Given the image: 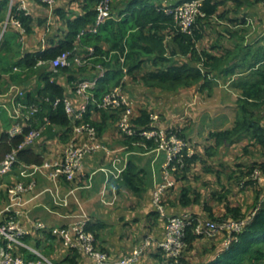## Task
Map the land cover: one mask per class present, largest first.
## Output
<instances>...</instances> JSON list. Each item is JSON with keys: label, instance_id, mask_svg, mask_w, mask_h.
Masks as SVG:
<instances>
[{"label": "crops", "instance_id": "crops-1", "mask_svg": "<svg viewBox=\"0 0 264 264\" xmlns=\"http://www.w3.org/2000/svg\"><path fill=\"white\" fill-rule=\"evenodd\" d=\"M181 1L114 0L111 8L112 18L118 21L129 14V9L133 7L131 4H135L136 7L143 4L155 7L161 4L163 6L179 4ZM251 2L250 6L240 7L237 11L232 12V15L245 14L244 16L250 18V20H244L243 24L234 25L224 19L213 20L212 24L204 25L203 36L200 41L196 42L195 47L207 51L220 60L210 68L214 77L208 87L202 89L201 81L174 89L149 85L144 81L143 75L152 72L156 67L144 60L146 59L145 54H142L140 67L135 69L133 76L130 78L129 75L124 83L126 95L134 101V115L140 110L157 112L159 124L162 127L177 128L191 144L199 145L202 157L206 156L203 149L211 142L208 139L210 132L231 128L240 114L237 101L241 91L236 82L239 78H245L250 73L251 69L248 66L254 62L255 53L264 52V7L261 2L253 3L252 0ZM11 3L12 5L16 4V0H10L9 6ZM26 3L29 9L28 14L33 19V32L27 35L23 34L21 37L20 33L17 34V29L9 25L8 31L6 30L3 34L9 32L7 34L15 38V42L21 49L17 54L47 48L51 40L55 42L57 38L61 37L66 29V18L73 20L84 14L83 7L77 0H57L52 5L44 4L39 0H26ZM228 8L233 10L236 7L234 4H228ZM60 11L65 14L64 17L60 15ZM2 22L0 23V32ZM77 44H79L77 54L84 53L87 45L81 41ZM108 46L107 43L103 45L104 49H107ZM111 54L113 56L115 51H111ZM186 58L187 56H183L180 60ZM48 62L44 61L42 64H37V62L32 71L25 69L19 74L17 80H12L7 75L4 76L0 86V136L12 125V120L3 106V104H8L7 91L10 84L22 87L25 91L24 100L32 102L31 99H27L28 95L34 99L37 98L39 90L43 87L42 75L48 73L51 80H55L64 88V96L69 97L74 105L81 106L83 104L82 98L74 93L70 85L69 75L60 70L53 72ZM13 72L19 73L21 69L17 68L16 71L13 69ZM79 77L92 76L90 73L78 75L76 80ZM109 78L111 75L108 76ZM114 81L115 78H111L106 83L109 89L117 84ZM89 104H93V102ZM186 111L188 115L185 114ZM88 113V120L95 123L96 141L102 143L106 149L86 154L81 160L80 170L74 174L72 180H68L64 176H58L55 179L49 178L48 173L51 170L49 168H41L33 175L23 177L19 175L17 165L0 176V210L8 203V187L18 181L24 184L30 180L34 182L32 189L22 193L21 196L23 214L19 219L20 224L27 230L23 242L28 247L16 246L14 253L26 256L21 251L24 249L34 258L36 257L35 253L29 249L34 248L53 264L61 263L66 257L68 249L64 247L58 236L54 234L50 236L47 233H51V229L54 227L68 226L82 211L88 215L91 224H93L97 245L105 251L110 259L127 256L133 247L139 245L147 235H150L155 241L164 237L165 220L154 213L156 208L152 203L153 189L162 181L161 166L164 161V152L156 150L152 144L148 146L143 140H129L128 137L123 136L117 129L116 119L110 117L109 113L95 110L92 107L89 108ZM44 118L42 122H35L36 126L43 124ZM34 120L35 118L32 119V121ZM87 138L88 135L85 132L67 131L65 128L54 126L49 122L28 148L40 153L43 157L42 162H51L61 159L68 146L79 145ZM244 144L245 139L230 146H223L216 155L204 157L207 164L195 163L188 171V179L179 181L178 185L171 189L167 195H163L166 213L179 217L190 215L202 220H213L220 217L226 212L225 200L220 201L213 198L211 192L215 191V186H224L229 188L228 194H232L226 201L228 206L238 207L241 213L246 216L252 215L258 206L256 189L252 186L236 189L233 186H228L227 173L221 172L216 180L213 173L205 171V167L210 165L209 163L214 164L212 165L213 169L218 168L219 161L223 162V167L229 171L230 161L236 154L239 155ZM249 155L255 159L259 158L260 150L258 147H250ZM128 163H132L136 167L139 191L131 190L120 183L121 173L126 169ZM101 168L114 171L121 169V171L118 177H114L110 173L107 177ZM260 172L264 177L262 170ZM223 174L225 175L222 176ZM250 178L254 184L264 187L263 179ZM186 183L193 188L192 196L198 193V202L194 201L190 205H183L179 200L180 187ZM223 192L219 190L218 193ZM36 223H41L44 227L35 228ZM226 241L227 234L225 232H221L213 238L201 235L188 248L185 258L179 264H206L219 255L223 244L226 246ZM158 254V248H151L150 253L147 256H141L135 264H166L164 257L160 258ZM90 263V258L82 255L76 264ZM254 264H264V261Z\"/></svg>", "mask_w": 264, "mask_h": 264}, {"label": "trees", "instance_id": "trees-1", "mask_svg": "<svg viewBox=\"0 0 264 264\" xmlns=\"http://www.w3.org/2000/svg\"><path fill=\"white\" fill-rule=\"evenodd\" d=\"M77 1L83 7L84 14L79 15L73 20L66 18V29L61 34V37L59 39L57 38L55 42L51 40L50 45L45 49H37L23 53L19 52V54H14L15 57H13L11 44L7 39H3L4 36L1 38L0 86L5 75L9 76L12 80H17L19 74L25 69L32 71L38 61L52 60L61 52L73 51L74 48L76 49L75 52H77V47L80 44L77 43L81 41L88 47L93 48L92 63H101L105 67V76L99 78L98 84L93 90V98L96 102L108 91L109 88L106 83L111 78H115L114 83L119 81L122 75V67L127 69V74L128 76L130 75V78L133 76L134 70L140 67L139 64L142 62V54H145L146 59L143 58L144 60L149 61L156 67L152 72L143 75L144 81L149 85L174 89L178 86H187L201 81V88L203 89L211 84V80L214 77L210 68L220 62L219 59L207 51L199 50L195 47L196 42L200 41L203 36L204 25L208 23L212 24L211 21L213 20L218 21L224 19L234 25L243 24L246 17L244 16L245 14L232 15V12L237 11L240 7L250 6L252 3L251 0H202L200 10L203 15H199L196 18L189 33L180 30L179 26L174 22L172 15L164 11L162 4L155 7L145 4L136 7L135 4H131L133 7L129 9V14H126L122 19L116 21L110 18L96 33L91 34L86 32L78 41V33L81 30H87L93 24L95 1ZM183 1L186 0H182L181 2ZM252 1L253 3H262L263 0ZM9 4L10 0H0V23L4 20L10 9ZM228 4H234L236 8L230 10ZM175 5L178 4H172V6ZM16 6L17 4L15 3L11 6V14L20 21L24 29V34L32 33V17L30 14H24L21 10H17ZM60 15L62 17L65 16L61 11ZM238 20L240 22H237ZM16 32L19 34L18 30ZM16 32L14 34L15 36L17 35ZM104 43L109 44L107 49H104ZM111 51H115L113 56L112 54L110 55ZM183 56H187V58L180 60ZM120 57L124 58L123 63H120ZM16 67L20 68L21 72H13V68ZM248 68L251 69L250 73L245 78H239L236 82V85L240 87L241 91L237 101L240 114L235 119L231 128L210 132L208 139L211 142L206 148L204 147L203 153L206 155L204 157H212L218 153L221 147L230 146L233 143L245 139V144L241 147L239 155L236 154L234 159L230 161L229 171L223 167L224 163L221 161H219V165L215 164L216 166L218 165V168L215 169L212 168L214 164L208 162L210 165L205 167V171L207 173H213L216 176V180L219 178L221 172L227 173L228 186H233L239 190L252 186V188L256 189V203H258V206H255L257 209L252 215L249 214L246 216L241 213L238 207L228 206L226 201L232 196V194H228L230 192L229 188L224 186L214 187L215 191L211 192V196L220 201L225 200L226 212L224 215L216 217L217 219L214 218L213 220L246 219L247 221L228 245L225 246L223 244L219 255L206 264H254L259 261H264V201H262L264 187L260 184H254L250 180L251 174L256 168L262 170L264 174V52L255 53V60ZM59 70L69 75L68 78L71 81L70 85L72 89L78 75L87 73H90L92 77L97 75L94 65L62 67ZM110 75L111 78L108 79ZM42 78L43 87L39 90L37 98L34 99L29 95L27 97L28 100L31 99L39 107V112L34 116L35 120H27L25 122L23 134L21 135L10 136L6 130L3 131L0 136V160L21 142L24 134L36 126L37 123L35 122H42L44 117H47L49 122L54 126L65 128L67 131L71 129L63 103L53 104L56 98L62 99L64 97V88L57 84L55 80H51L48 73L43 74ZM90 107L109 113L110 117H114L116 121L118 120V110L98 108L94 102L93 104L87 105V110L84 114V119L88 122H90L88 120ZM150 113L151 111L140 110L137 114H133L132 123L137 130L149 128ZM90 123L95 126V123ZM172 131L190 143L177 128H174ZM129 140H143L148 146L152 144L155 147V143L152 140H145L140 136L131 137ZM190 145L193 148V153L187 156L184 151L182 163L177 165L172 175L174 185L161 195L160 202L163 206L165 205L163 195H167L171 189L178 185L179 181L187 180L188 171L195 163L207 164V160L200 155L199 145L191 143ZM250 147H258L260 150L259 158L255 159L249 155ZM17 156L20 161L29 164H41L43 161L42 155L30 148L19 150ZM120 177V183L122 185L131 190L139 191L136 167L132 163L127 164L126 169L121 173ZM219 190L224 192L218 193ZM192 191L193 188L191 185H187V183L181 185L179 200L183 205H190L194 201L198 202V193L192 196ZM206 209L210 210L207 207ZM154 213L160 215L156 209ZM91 223L89 220L86 228L93 232L95 245L102 250L97 245L96 234ZM194 224L195 222L192 221L185 228L183 239L185 247L180 257V262L183 261L185 253L193 245L196 238L201 237V235L196 234L194 231ZM47 234L52 236V233ZM2 244H4V240L0 237V245ZM158 249V256L160 258L163 256L166 264H179L173 263L171 257L167 256L162 249ZM150 250L142 256H147ZM21 251L26 254L24 256L20 253L25 258H33L26 250L22 249ZM81 257L82 255L80 253L68 249L66 257L59 264H76Z\"/></svg>", "mask_w": 264, "mask_h": 264}, {"label": "built area", "instance_id": "built-area-1", "mask_svg": "<svg viewBox=\"0 0 264 264\" xmlns=\"http://www.w3.org/2000/svg\"><path fill=\"white\" fill-rule=\"evenodd\" d=\"M39 1L47 5H52L57 0ZM94 1L95 17L93 24L87 30H81L78 33V41L86 32L91 34L96 33L103 24L112 18L111 8L114 0ZM16 4L17 10H21L24 14L29 13L26 0H16ZM201 4L202 0H186L175 6H164L163 9L167 14L172 15L174 22L182 32L189 33L196 18L199 15H203L200 10ZM262 5L264 6V0L262 1ZM11 6L12 3L9 6L10 9ZM10 9L8 10L6 19L2 22L0 38L9 25L14 26L19 31L21 37L24 34V29L20 21L11 14ZM246 20H250V18L246 16ZM75 51V48L73 51H63L54 59L49 60L48 63L51 70L58 72L62 67L94 65L97 75L94 77H79L74 83V93L83 100L81 106L74 105L72 100L65 96L62 99L56 98L53 104L63 103L65 113L70 121V130L76 133L85 132L88 135L87 140L79 145L68 146L59 160L51 162L44 161L41 164H29L20 161L17 152L31 146L45 126L49 124V120L44 118L43 124L32 127L23 135L21 142L0 160V176L17 165L19 168L18 173L23 177L33 175L41 168H49L51 169L48 173L49 178L55 179L58 176H64L66 179L72 180L74 174L80 170L81 160L86 154L99 149H106L102 143L96 141L97 130L95 126L84 119L87 105L95 102L98 108L119 111L117 129L123 136L129 138L140 136L145 140H152L155 143V149L164 152V161L161 166L162 181L153 189L152 203L160 216L165 219V234L158 241H155L150 235H147L139 245L133 247L127 256L110 259L104 251L95 245L93 232L86 228L89 217L82 211L75 216L74 221L68 226L54 227L51 229V233L60 238L64 247L89 257L91 260L90 264H135L145 252L154 247L162 249L167 256L172 258L173 263H178L185 247L183 240L185 228L192 221L195 222L194 231L196 234L213 238L219 233L225 232L227 234L226 245H228L243 228V225L247 221L246 219H225L216 222L211 219L202 220L190 215L179 217L167 214L164 206L160 202L163 192L174 185L172 175L177 165L182 163L184 151L187 156L193 153V148L190 143L172 131L174 128L167 129L162 127L159 124V114L157 112L150 113L149 128L142 130L136 129L132 123V116L135 109L134 101L126 95L124 90V83L128 79L127 69L125 67H122V75L117 84L104 93L100 100L96 102L93 98V90L96 88L99 78L105 76V67L101 63H92L94 52L92 47L87 46L86 51L82 54H77ZM123 61L124 58L120 57V63H123ZM42 63L44 61H38L37 64ZM13 69L16 71L17 68ZM7 95L8 104H3V106L7 110L9 118L12 120V125L7 132L10 136L21 135L23 134L25 122L34 118L39 111V107L34 102H26L24 100L25 91L17 84L9 85ZM101 170L105 172L107 177L109 173L114 177H118L121 171V169L114 171L108 168H101ZM251 177L253 179L264 180L258 168L254 169ZM33 184V180H30L27 184L18 181L8 187V203L0 210V237L4 240V244L0 245V264H53L34 248H29L36 255L32 259H27L21 254L14 253L16 246L28 247L23 242L27 230L20 224L19 218L23 214V210H21L22 193L32 189ZM262 201H264V196ZM63 203H65V200H63ZM34 227L42 228L44 225L36 223Z\"/></svg>", "mask_w": 264, "mask_h": 264}, {"label": "rangeland", "instance_id": "rangeland-1", "mask_svg": "<svg viewBox=\"0 0 264 264\" xmlns=\"http://www.w3.org/2000/svg\"><path fill=\"white\" fill-rule=\"evenodd\" d=\"M8 31V30H7ZM7 33H9V32H6L5 33V35H3L4 37H3V39L5 38V40L7 39V41L12 45H10L11 46V48H12V54H17L18 53V51L19 50H21V49H19L20 47H19V45H18V43L17 42H15L16 40H15V38L14 37H12L11 35H9V34H7ZM0 35H1V32H0ZM2 38V37H1ZM2 39V40H3ZM1 40V39H0ZM185 114L186 115H188V112L186 111L185 112ZM7 126V125H6ZM5 126V127H6ZM226 150V149H225ZM153 196V195H152ZM214 221H216V220H214ZM216 222H220V221H216ZM148 252V251H147ZM146 253V252H145ZM183 254V253H182ZM178 263H180V259H179V262Z\"/></svg>", "mask_w": 264, "mask_h": 264}]
</instances>
